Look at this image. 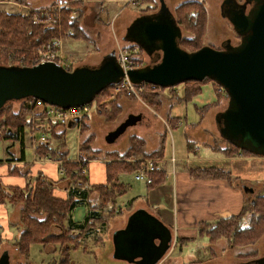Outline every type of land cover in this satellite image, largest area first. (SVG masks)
I'll list each match as a JSON object with an SVG mask.
<instances>
[{
	"label": "rangeland",
	"instance_id": "rangeland-1",
	"mask_svg": "<svg viewBox=\"0 0 264 264\" xmlns=\"http://www.w3.org/2000/svg\"><path fill=\"white\" fill-rule=\"evenodd\" d=\"M47 1L27 0V5L29 3V6H32L30 8L23 5L25 2L21 3L17 0V2H19L18 7H20V11H18L17 8L15 11V8H11L8 4L0 5V10L27 14L36 9L53 7L59 11L58 14L60 15V23L55 25L56 28L59 30L64 28V30L66 29L67 31L68 18H71L72 20L78 16L77 13L81 12L83 18L81 19L80 24L84 29L83 35L85 36V40L71 39L69 37V32L65 35V38H67L63 40L62 50L66 57L65 60L71 63L69 66L70 70L76 69L78 66L82 65L92 68L99 67L112 57L114 53H116L117 56L119 51L125 52V50L136 51L139 57H141V64L143 65L152 63L151 57L145 51L150 48L151 45L145 38L143 27L148 21L160 19V15H157V12L161 8V0H134L138 1V4H134V1L132 3L131 0H124V2L117 0V2L106 3L92 0ZM164 1L167 6V11H170L175 17L177 15L178 6L181 3L195 1L203 3L205 7L204 9L207 16L203 26V36H197L198 34H196V32L199 30L198 27L189 30L185 25L179 24L182 29V39L184 41V44L181 45L183 49L195 51L197 50L194 49L197 47L194 46L196 44L200 45V47L210 45L213 48L220 49L223 46V43L228 39L231 40L232 44L240 42V36L236 34L230 21L222 16L219 7H221L224 0ZM239 1L242 3L244 0ZM61 13L65 15V19L62 18ZM62 26L64 27L62 28ZM73 31L75 33L77 32L75 30ZM136 32H139V36L137 35L139 38L138 43L132 41L130 38ZM43 44L44 43H42V45ZM68 50L74 51L72 52V59L67 56V53L69 52ZM2 64L3 63L0 62V65ZM145 84L146 83H142V89L140 91L136 90L137 92L132 96H128L124 93L116 94L113 88V90L110 91L109 97L101 100L108 102L103 104L104 106H102L101 109L93 112L91 116L80 121L78 127H76L78 129L67 127L66 146H68L69 155L73 156L75 153L79 154V145L89 136L92 137L90 144L91 147L94 150H99L100 153L98 158L103 159H106L105 156L108 152H117L120 155L127 154L132 136L141 137V139L145 141V147L141 152L136 151L135 157L144 161V165L147 163L146 159H153L155 163L158 154L162 151L163 142L168 153H170L169 151L172 149L178 157L182 154L192 157V155H194L192 150L195 147L199 150L198 154L206 153V142H210L215 148L228 145L229 141L226 140L223 134L224 131L219 127L220 124L217 113H220L227 108L229 97L226 91L222 87H219L216 82L208 80L207 83L201 87L202 91L199 95L194 97L193 100L185 102L182 106L177 105L184 111L185 122L184 126L181 128H174L176 124L170 119L169 114H172L171 110L174 105L184 103L179 99L180 96L178 94L181 93L182 88L185 85L178 84L179 86L176 85L172 88H158L157 90L160 91L161 99V106L158 108L147 103L146 99L142 97V93L148 92V89H150L149 86ZM216 87L223 91V97L217 92ZM9 105V108L4 109L0 115L3 113L10 114L11 111L17 112L20 107V102L13 101L10 102ZM110 112H113L112 116L108 114ZM130 114H139L146 121L148 120L149 123L146 124V122H143L142 124L130 126L119 141L116 143H109L106 140L108 133L115 130ZM31 121L34 126V118ZM83 124L84 127L82 128ZM187 127H189V131ZM62 128L63 127H60L59 130ZM84 128L85 131L83 130ZM3 131L4 128L0 129V135L3 134ZM5 143L4 139L0 140V159L3 160L10 157V155L5 152ZM9 143H11V145L13 144V142ZM6 144H8V141ZM90 168L91 170L93 169L92 164L90 165ZM91 170L89 172L92 177L93 172ZM120 179L123 183H126L129 186L130 190L131 188L136 189V191L141 194L147 190L146 183L135 178V172L124 173L121 175ZM260 189L261 183L254 186L253 190L250 191L249 198L252 196L254 197ZM130 190L120 196L121 198L118 201V205L121 209H126V206L129 205V200H131L130 198L132 197V194L130 195L129 192ZM94 195L96 194H92L91 197L94 198ZM138 201L139 200L132 202L133 208L138 206ZM13 203L16 206V214L19 218L17 227H20L22 223L20 221L19 213H21L22 204L19 200H13ZM88 207L89 206L85 204L79 205V207L77 206L73 211L74 219L76 221H83ZM129 211H131L130 208L124 211L122 210V212L118 211L114 217H110V221L107 223V230H111V234L120 224H124L125 220L123 216L128 215ZM245 218L246 224L248 218ZM18 229H21V227ZM56 231V233H60L61 229L58 228ZM101 233L102 230L95 231L96 235H100ZM91 237L87 241V250L82 248H73L69 250L67 253V257L69 258L68 264L126 263L111 256L110 252L112 251L111 249H113L112 242H110L111 240H109V242L99 241L96 243ZM174 240V246H172V249L166 255L164 260H162V264H226L231 261H241L251 258L252 256H260L264 254V235L259 238L254 245L233 247L232 249H230L231 247L227 245L228 243L224 239L211 244L209 238L205 234L196 238V240L185 244L178 243L179 240H177L176 235H174ZM48 246L50 248H55L54 244H49ZM48 246L36 243L33 244L29 251L30 260L35 264H60L64 259V256L58 251H55V253L49 252L47 249ZM12 251L14 252V249H12ZM13 252L10 253V264H22L23 261L24 264H29V259L25 256L24 258L23 255L19 256V253ZM190 255H192V257L188 259L187 257ZM178 257L179 259H177Z\"/></svg>",
	"mask_w": 264,
	"mask_h": 264
},
{
	"label": "water",
	"instance_id": "water-1",
	"mask_svg": "<svg viewBox=\"0 0 264 264\" xmlns=\"http://www.w3.org/2000/svg\"><path fill=\"white\" fill-rule=\"evenodd\" d=\"M234 0H224L225 6ZM158 10L160 19L144 24L150 43L145 50L152 63L127 72L119 65L116 53L104 64L67 70L55 62L31 66L0 65V109L9 102L38 98L62 108L91 103L97 94L127 77L136 84L173 87L189 80L209 78L229 96L228 106L218 114L226 140L256 156L264 157V0H245L224 11L240 42L228 39L223 46L204 45L195 51L182 49V29L167 11L164 0ZM139 32L131 40L138 43ZM148 124L139 114H130L106 136L116 143L128 127ZM75 122L68 123L74 127ZM246 191L253 188L244 187ZM126 225L112 237L113 257L128 264H159L174 246V231L144 207L136 208ZM10 251L0 254V264H10Z\"/></svg>",
	"mask_w": 264,
	"mask_h": 264
},
{
	"label": "trees",
	"instance_id": "trees-1",
	"mask_svg": "<svg viewBox=\"0 0 264 264\" xmlns=\"http://www.w3.org/2000/svg\"><path fill=\"white\" fill-rule=\"evenodd\" d=\"M19 1L21 3L27 2V0ZM204 8L203 3L200 2L187 1L181 3L177 9L176 22L178 25H185L189 30L198 27L199 30L196 34L201 37L204 34L203 26L207 16ZM31 14L25 15L20 12L0 10V62L3 63L2 65H33L38 57L40 46L42 43L51 40L52 35L62 36L63 39H66L65 35L69 32L71 39L85 40L84 29L80 24L83 18L81 12L77 13L78 16L72 20L68 18V31L64 30V26H62L63 29L59 30L55 25L35 24L32 21ZM61 15L65 19V15L63 13ZM73 30L77 32L75 33ZM182 37L180 46L184 44ZM194 46H197L194 49L200 47L198 44ZM208 80L212 81L205 78L202 81L189 80L180 83L179 85L184 84L185 86L178 94L179 99L182 102L193 100L202 91L201 87ZM145 85H148L150 89H148V92H143L142 97L146 99L147 103L158 108L161 106V99L160 91L157 89L172 88L152 86L149 83ZM113 88L114 84L104 88L97 94L94 101L101 102L102 99L109 97ZM217 92L223 97L221 89L217 88ZM18 102H20V107L17 112L11 111L10 114L3 113L0 115V129L4 128L0 140L11 141L14 144L20 143L22 149L21 160L24 159L27 136L29 142L33 143L35 140L37 157L50 156L54 160L61 161L60 168L64 170L62 178L71 180V186L74 189L72 192H68L69 194L65 199L58 198L54 195L55 181L41 172H38L36 176H31L29 170L24 174L27 180L24 188L12 187L5 192L0 189V202H5L6 199L11 202L19 200L22 204L21 213H19L22 223L20 226L21 232L13 245L21 255L29 258V251L33 244L43 246L54 244L56 251L64 256L60 264H68L67 253L69 250L73 248L87 250L86 239L93 235L98 228L107 229L110 217H114L118 211L122 212L121 207L117 205V198L126 193L129 186L120 181L119 175L143 169L144 161L137 159L135 155L136 151L141 152L145 147V141L141 137L132 136L127 154L120 155L117 152H108L105 156L106 182L90 185L88 173L82 174L80 171L82 166L88 168L89 160L97 159L99 156L100 151L94 150L90 145L92 137L89 136L79 145V158L83 160L82 165H79L68 159V152H63L67 147L66 132L68 125L61 126L50 121H38L33 126L31 120L41 114L36 107V103H29L25 100H18ZM8 105L0 109V113L9 108L10 105ZM110 113L108 114L112 116L113 112ZM169 116L176 124V126L173 125L174 128H177L179 118L173 117L171 114ZM60 127L63 128L59 130ZM83 130L85 131V128ZM39 132L46 135L44 141H36ZM33 133L36 134L35 138L32 137ZM163 146L164 142L162 148ZM215 150L226 156L236 154L254 155L230 142L225 147H216ZM192 174L204 177L230 178L228 172L217 167L192 169ZM164 176L165 172L156 168V171L152 174L153 181L147 186H156L161 183ZM92 194H96L95 199L91 198ZM82 204L89 206L86 216L83 221H75L73 211ZM243 205V209L239 214L218 218L215 222L204 221L200 223L198 233L205 234L211 244L224 239L230 247L254 245L264 235V181L261 183L259 192L254 197L249 198ZM245 217L248 218L246 224ZM54 227L60 228L61 232H54ZM187 242H189L188 239H181L178 243L185 244ZM1 244L2 241H0V246Z\"/></svg>",
	"mask_w": 264,
	"mask_h": 264
},
{
	"label": "crops",
	"instance_id": "crops-1",
	"mask_svg": "<svg viewBox=\"0 0 264 264\" xmlns=\"http://www.w3.org/2000/svg\"><path fill=\"white\" fill-rule=\"evenodd\" d=\"M92 1H101L103 3L117 2V0ZM119 1L124 2V0ZM6 4L10 5L11 8H15V11L16 8L20 11V7H18L19 2H17V0H0V5ZM23 5L30 8L32 7L29 6V3L27 5V2ZM68 51L67 56L72 59V52L74 51ZM183 104H185V102L176 104L171 110V116L179 118L177 128L184 126V111L177 106H182ZM187 128L189 131V127ZM34 136H36V134L33 133L32 137L35 138ZM5 142L7 143V140H5ZM9 142L11 141H8V144L5 143L4 149L10 157L6 160L0 159V189L2 191H8L12 187L24 188L27 184L24 174L29 170V175L31 176H36L38 172H41L55 181L54 195L56 197L65 199L69 194L68 192H72L74 188L71 186V180L62 178L64 175L60 173L61 168L59 160H54L53 158L47 160V156L44 158L37 157L34 146L35 140L33 143L29 142L27 136V145L24 147L25 155L23 160H21V144L13 143L11 145ZM206 143L207 152L198 154L199 150L195 147L192 150L194 153L192 157L183 154H180L181 156L178 157L172 149H170V153H168L167 148L163 146L161 153L158 154L156 158L155 164L156 168L165 172L164 179L154 187H148L146 184L147 190L144 193L142 192V194L136 191V189L131 188L130 190V188H128V190H130V195L132 194L129 205L126 206V209L130 208L131 210L129 214L136 210V208L144 207V209L149 210L168 225L171 230L174 231L173 234L176 235L177 240L188 239L189 242L196 240V238L202 235L198 233L200 223L204 221L215 222L218 218L239 214L243 209V204L250 196V191H246L244 187L254 188V186L264 181V157L248 154L226 156L216 151L215 147L210 142ZM63 152H68V159L70 160L78 156L77 153L70 156L68 146ZM88 162L87 172L90 185L98 183L104 184L107 176V172L105 171V159L97 158L89 160ZM91 164L93 167L92 170L90 168ZM206 167L221 168L228 172L230 178L204 177L192 174V169ZM90 170L93 172L92 177L89 172ZM136 173L137 172H135V175ZM123 174L124 173H121L119 175V179ZM120 196L117 198V205L121 198ZM92 199H95V197ZM137 200H139V204L133 208L132 202ZM126 209L122 210L124 211ZM16 213V206L13 202L7 199L5 202H0V241H2L0 253L6 249L10 251L14 249V252L12 251L13 253H19L18 249L13 245L19 238L21 232V229H18L20 227H17L19 218ZM128 215L123 216L125 222H127ZM125 222L122 225H117L118 228L116 229L124 227L126 224ZM57 229L58 228L55 227L54 232H57ZM116 229L112 231V234ZM98 230H102L100 235H96L94 232L93 235H91L92 237L90 236L94 242H109V240L112 242L111 230L105 228H98L97 231ZM90 237H86V241H88ZM232 248L233 247L230 249ZM47 249L51 253H55L57 250L56 247L50 248L49 246ZM113 249H111L112 251L110 252L111 256H113ZM19 256L22 255L19 253ZM179 257L177 259H179ZM191 257L192 255L187 258L189 259ZM27 259H29V264H35L30 260V256ZM22 264H24V261Z\"/></svg>",
	"mask_w": 264,
	"mask_h": 264
},
{
	"label": "built area",
	"instance_id": "built-area-1",
	"mask_svg": "<svg viewBox=\"0 0 264 264\" xmlns=\"http://www.w3.org/2000/svg\"><path fill=\"white\" fill-rule=\"evenodd\" d=\"M134 0H131L133 3ZM138 1H134V4H138ZM59 11H57L56 8L50 7V8H41L36 9L33 11V14L31 12L25 14L32 16V21L35 24L44 25V26H53L60 23L58 14ZM63 38L61 36L52 35V39L47 41L42 45V47L39 49L38 57L35 59V62L33 65H37L39 63L43 62H55L61 67L66 68L67 70H70V62L66 61V57L63 54L62 46H63ZM129 51V52H128ZM117 60L119 62V65L122 66V68L127 72L129 69L134 68H140L143 66L142 59L139 57L138 53L136 51L132 50H125L119 51L117 54ZM142 89L141 84L133 83L127 75L123 77V79L114 84V92L117 93H125L128 96H132L134 93L140 91ZM113 99V97H112ZM25 101H28L29 103H36V107L39 109V114L34 117V121H50L59 125H68L69 122L74 121V128L78 127V123L82 121L87 116H91L93 112H96L97 110L101 109L103 104L107 103L108 101H92L91 103L82 105V106H73L70 108H62L57 105L49 104L45 102L42 99L38 98H27L24 99ZM108 106V105H107ZM44 111V112H43ZM43 112V113H42ZM46 139V135L43 133H39V137L36 139V141H44ZM36 143V142H35ZM34 143V146H35ZM47 160H49L50 156H47ZM71 161L76 162L79 165H82L83 160L79 158V154L77 158H73ZM61 164V161H59ZM146 164L143 167V169H139L137 171L135 178L137 180H141L146 184L152 183L153 177L152 174L154 171H156V164L154 163V160H148L146 159ZM88 168L82 166V174L88 173ZM64 170L61 169V172L64 175Z\"/></svg>",
	"mask_w": 264,
	"mask_h": 264
},
{
	"label": "flooded vegetation",
	"instance_id": "flooded-vegetation-1",
	"mask_svg": "<svg viewBox=\"0 0 264 264\" xmlns=\"http://www.w3.org/2000/svg\"><path fill=\"white\" fill-rule=\"evenodd\" d=\"M239 3H241V1H239V0H234L233 2H228V3L225 4V6L222 9L221 7L224 4V1H223L222 4H221V7H219V8L221 9V12L224 13V11H228V10L232 9V7L236 6ZM222 16H223V14H222ZM152 61H153V57H151V62ZM143 66H145V65H143ZM239 257H243V256H239ZM226 264H264V254H262L260 256H252L251 258H247V259H244V260H241V261H238V260L237 261H233V262L231 261V262L226 263Z\"/></svg>",
	"mask_w": 264,
	"mask_h": 264
}]
</instances>
